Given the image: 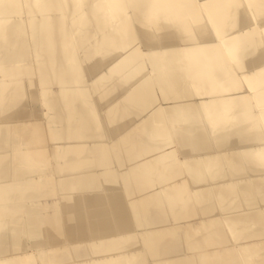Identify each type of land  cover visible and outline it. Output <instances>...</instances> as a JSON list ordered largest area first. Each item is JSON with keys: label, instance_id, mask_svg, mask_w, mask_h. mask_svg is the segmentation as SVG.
I'll return each instance as SVG.
<instances>
[{"label": "bare ground", "instance_id": "obj_1", "mask_svg": "<svg viewBox=\"0 0 264 264\" xmlns=\"http://www.w3.org/2000/svg\"><path fill=\"white\" fill-rule=\"evenodd\" d=\"M0 264H264V0H0Z\"/></svg>", "mask_w": 264, "mask_h": 264}]
</instances>
